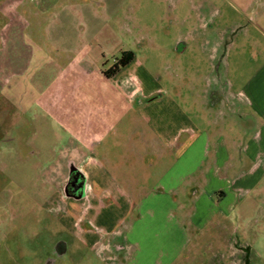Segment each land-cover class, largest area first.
Listing matches in <instances>:
<instances>
[{"label": "rangeland", "instance_id": "obj_1", "mask_svg": "<svg viewBox=\"0 0 264 264\" xmlns=\"http://www.w3.org/2000/svg\"><path fill=\"white\" fill-rule=\"evenodd\" d=\"M43 1H25L26 8L20 11L26 24L14 32L19 35L18 50L28 48L34 55L25 77L11 79L4 91L15 90L24 102L21 106L16 103L17 110L7 105L0 108L17 122L14 128L5 126L0 130V264H183L190 256L194 258L192 264H264V184L240 202L243 206L238 213L229 211L223 216L203 218L191 213L196 208L189 197L192 193L200 195L204 189L201 185L192 189L183 183L180 203L185 214H177L173 221L164 213L150 216L145 211L147 206L140 209L139 199L152 189V184L115 185L114 178H107L108 184L100 186L93 173L98 170L100 157L112 162L122 155L99 154V138L102 146L123 144L119 132L104 133L101 124L105 125V119L121 120L116 129L120 132L126 120H132L134 128L141 124L140 98L145 85L170 88L177 83L174 92L180 91L184 98L194 97L196 104H190L189 114L196 115L197 126L205 130L204 85L222 79L220 67L210 79V51L205 47L206 37L201 36L209 34L210 45L218 38L223 56L229 54L230 80L247 79L264 57V40L255 38L254 30L255 25L264 30V0H48L49 7L42 12L35 3ZM78 15L82 16L81 22ZM64 16L69 19L61 27L59 20ZM50 17L59 20L47 26ZM94 19L99 21L95 24ZM47 28L54 33L67 28L69 33L82 34L87 40L85 50L93 72L79 88L62 89L60 72L43 71L42 61L56 56L45 36ZM189 32H195L197 39L187 42L189 46L179 54V61L175 39ZM120 47L133 52L135 58L126 69L132 75L126 87L119 84L121 76L108 79V85L99 78V72L103 76V71L120 57ZM258 50L262 52L260 60L256 58ZM219 63L220 59L214 60V64ZM31 76L38 81L37 90L30 87V82L28 86ZM77 77L76 72L70 73L66 85ZM52 79L53 86L46 89ZM79 91L88 93L84 104L74 100ZM168 91L173 92L171 88ZM179 162L183 175L186 164ZM78 167L87 174L79 195L66 187V177ZM182 181L187 182L185 178ZM100 190L124 200V192L135 198L132 205L124 204L123 211L129 208L109 236L110 252L102 246L90 248L79 239L84 230L93 228L87 217L93 209L92 199L99 198ZM115 195L100 203L117 207L121 202L112 201ZM202 199L209 203L205 195ZM215 201L214 197L212 203ZM173 228L197 246L175 250L170 232ZM174 258H178L177 263Z\"/></svg>", "mask_w": 264, "mask_h": 264}, {"label": "crops", "instance_id": "obj_2", "mask_svg": "<svg viewBox=\"0 0 264 264\" xmlns=\"http://www.w3.org/2000/svg\"><path fill=\"white\" fill-rule=\"evenodd\" d=\"M25 1L0 0V108L7 105L8 109L17 110L16 103L21 106L24 102L23 97L18 96L14 89V91L7 90L5 92L4 87L10 83L11 79L25 77L30 68L31 55H34L33 50L28 48L18 50L16 41L19 35L14 33L26 24V20L20 11V9L25 10ZM29 1L32 2V0ZM35 4L39 6L42 12L49 7L48 0ZM63 18L64 20H54L53 17H50L47 26H51L58 20L61 27L62 25L66 26L65 22L69 17L64 16ZM77 20L81 22L82 16L78 15ZM98 21V19H94L95 24ZM254 30L257 31L255 38L259 37L264 40V30L257 25L254 26ZM52 31H46L45 36H47L56 56L42 61L45 64L43 71H51L56 74L60 72L61 81L59 84L62 89L67 87L68 89L79 88L80 84L86 82V78L93 72V68H91L93 64L88 59L85 50L87 40L82 34L69 33L67 28L58 33ZM207 35L209 34L201 37H206L204 40L205 47L209 48L210 51L208 55L212 69L210 79L213 78L216 69L220 67L222 82L210 80L204 85L202 107L205 113L203 118L207 125L205 130L197 126L194 118L197 116L189 114L190 104H196L194 97L184 98L180 91L174 92L175 88L177 89L179 86L177 83L171 84L172 93L168 91L170 88L166 85L144 86L143 95L141 94L140 98L143 102L141 104V124L138 123L136 128H134L132 120L130 122L126 120L127 125L125 123L122 126L121 132L116 130L121 120L108 121L105 119L104 126L98 124L104 133L116 134L119 132L120 137L123 138V144L106 147L102 146V139L99 138L96 147H98L99 154L102 153L101 156H106L109 152H119L122 155L112 162H106V157H100V161L97 162L98 170L95 169L93 172L95 183L104 186L108 184L105 179L114 178L113 184L115 185L143 184L148 186L152 184V189L144 192V195L139 199L142 202L140 209L147 206L145 211L149 212L150 216L164 213L168 218H173L174 221V216L184 213L182 212L184 210L183 204L180 203L181 185L183 183L192 189L198 185L204 189L200 195L192 193L189 197L196 208V211L191 213L195 217L203 218L216 215L223 216L229 211H237L238 213L240 206H243L240 202L245 201L246 197L259 190L258 186L264 184V57L262 61L258 62V66H255L247 79L232 81L228 77L227 59L229 54H226V57L223 56L225 53L221 42L217 40L218 38L210 45L209 42L212 39ZM197 36L195 32L178 36L175 39L177 41L174 47L175 52L182 55L189 46L187 42L196 40ZM253 42L256 40L254 39ZM258 46L261 45L258 44ZM120 50L121 53L127 52L122 47ZM181 55L177 56L179 61L182 60ZM257 55V60H260L259 56L262 55V52L258 50ZM217 59H220V65L214 64V60ZM134 60L133 56L128 64L121 67L111 77L102 76L99 72V78L105 79L104 82L108 85L110 84L107 82L108 79H116L121 76L119 84L126 87L127 79L132 76L126 73V69L132 65ZM257 60L254 61L257 63ZM75 72L78 77L75 78L74 82L66 85L69 74ZM236 72L239 74V67H237ZM29 82L30 87H33L34 90L39 88L35 77L31 76L27 82L28 86ZM52 84L53 79L51 84L48 82L45 85L46 89L51 88ZM76 93L74 100L84 104L87 101L88 93L84 91ZM134 94L135 92L131 93L132 96ZM4 113L0 110V130L5 126L16 127V119L7 117ZM131 155L135 156L134 160L130 159ZM152 157L153 161L151 160ZM179 160H183L186 164L183 175L180 173ZM82 170L78 167V172L82 174L85 184L87 174ZM156 171L158 172L154 175ZM183 178L187 182L182 181ZM153 188L157 190L165 188L166 190L156 193L152 191ZM112 194L115 195V193L106 194L100 190L99 198L92 199L93 209L89 211L87 221L92 224L93 228L91 231L84 230L79 235V239L90 248L102 246L110 252L112 243L108 241L109 236L118 220L125 215L129 208L128 205L123 211V206L127 202L132 205L134 197L128 196L126 192L122 193V195L127 196L125 200L118 195L113 198L112 201L121 202V205L119 204L117 207L100 203L103 198H111ZM204 195L209 203L203 201ZM214 197L216 201L212 203ZM158 209L159 211H157ZM130 232L131 230L128 229V236ZM170 232L173 234L172 246L175 250L179 251L187 247L192 249L195 245L197 246L195 241L188 240L185 235L181 234L180 230L176 232L177 234L174 228L170 229ZM101 242L102 245H100ZM207 244L203 243L202 245L207 246ZM177 259L174 258V262L177 263ZM179 261L181 262V260ZM184 261L188 262L183 264H192L194 258L190 256Z\"/></svg>", "mask_w": 264, "mask_h": 264}, {"label": "trees", "instance_id": "obj_3", "mask_svg": "<svg viewBox=\"0 0 264 264\" xmlns=\"http://www.w3.org/2000/svg\"><path fill=\"white\" fill-rule=\"evenodd\" d=\"M133 56L134 54L131 51L122 52L120 57L114 60L113 65L103 71V74L106 77H111L112 75L116 74L121 67L128 64L133 59Z\"/></svg>", "mask_w": 264, "mask_h": 264}, {"label": "flooded vegetation", "instance_id": "obj_4", "mask_svg": "<svg viewBox=\"0 0 264 264\" xmlns=\"http://www.w3.org/2000/svg\"><path fill=\"white\" fill-rule=\"evenodd\" d=\"M83 186H84V179L82 175L75 169H72L69 175L66 177L67 189H70L71 192L73 193L75 192L78 194L81 193Z\"/></svg>", "mask_w": 264, "mask_h": 264}]
</instances>
